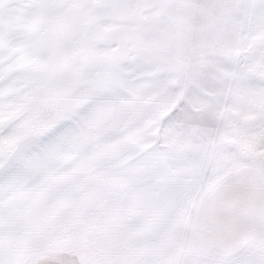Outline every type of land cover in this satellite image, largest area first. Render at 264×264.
<instances>
[{
    "label": "snow or ice",
    "instance_id": "obj_1",
    "mask_svg": "<svg viewBox=\"0 0 264 264\" xmlns=\"http://www.w3.org/2000/svg\"><path fill=\"white\" fill-rule=\"evenodd\" d=\"M0 264H264V0H0Z\"/></svg>",
    "mask_w": 264,
    "mask_h": 264
}]
</instances>
